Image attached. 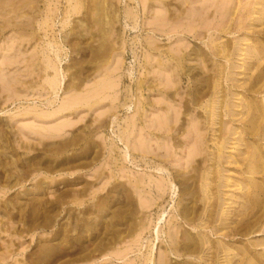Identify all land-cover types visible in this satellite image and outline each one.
<instances>
[{"label":"rangeland","instance_id":"rangeland-1","mask_svg":"<svg viewBox=\"0 0 264 264\" xmlns=\"http://www.w3.org/2000/svg\"><path fill=\"white\" fill-rule=\"evenodd\" d=\"M141 1L0 0V264H264V0Z\"/></svg>","mask_w":264,"mask_h":264},{"label":"bare ground","instance_id":"bare-ground-1","mask_svg":"<svg viewBox=\"0 0 264 264\" xmlns=\"http://www.w3.org/2000/svg\"><path fill=\"white\" fill-rule=\"evenodd\" d=\"M140 1H141V0H140ZM143 1H144V0H143ZM145 1H146V0H145ZM145 1H144V2L141 1V2L143 3V5H144L145 7H147V5L145 4V3H146ZM149 1H151V0H149ZM162 1H163V0H162ZM162 1H161V2H162ZM169 1H170V0H168V2H169ZM212 1L215 2L216 4L219 2L218 0H215V1L212 0ZM212 1H210L209 3H211ZM216 1H217V2H216ZM159 2H160V1H159ZM164 2H165V1H164ZM181 2H182V1H181ZM204 2H206V0H205ZM213 2H212V3H213ZM5 3H6V2H5ZM182 3H186V2L183 1ZM206 3L209 4L208 2H206ZM206 3H202L203 6H205L204 4H206ZM224 3L226 4V1H225ZM227 3H228V2H227ZM165 4H166V3H165ZM199 4H200V2H199ZM202 4H201V5H202ZM213 4H214V3H213ZM213 4H212V5H213ZM216 4H215V5H216ZM222 4H223V3H222ZM83 5H84V4H83ZM143 5H142V6H143ZM150 5H151V4H150ZM166 5H167V4H166ZM169 5H170V4H169ZM194 5L196 6L197 4H194ZM194 5H192V6H194ZM201 5H200V6H201ZM210 5H211V4H210ZM215 5H214V6H215ZM217 5H218V4H217ZM223 5H224V4H223ZM75 6H76V5H75ZM79 6H80V5H79ZM79 6L77 5L76 8H74V11H75V12H79V10L81 11V8H78ZM198 6H199V5H198ZM203 6H202L201 9H204ZM225 6H226V5H225ZM161 7H162V6H161ZM178 7H179V6H178ZM180 7H181V6H180ZM180 7H179V9H180ZM147 8H148V7H147ZM150 8H151V7H150ZM150 8H149V9H150ZM152 8H153V6H152ZM169 8H170V6H169ZM210 8H211V7H210ZM226 8L230 9L228 6H226ZM72 9H73V8H72ZM72 9H71V11H72ZM144 9H145V8H144ZM164 9H167V10H168V8H164ZM164 9H163V10H164ZM170 9H171V8H170ZM170 9H169V11H170ZM191 9H192V8H191ZM194 9H195V8H194ZM208 9H209V8H208L207 5H206L204 10H207V11H208ZM160 10H161V9H160ZM160 10H159V11H160ZM163 10H162L161 14H162L163 12H166V11H167V10H164V11H163ZM171 11H172V10H171ZM171 11H170V12H171ZM201 11H202V10H201ZM225 11H226V10H225ZM229 11H230V10H229ZM229 11H228V12H229ZM157 12H158V11H157ZM170 12H169V13H170ZM175 12H176V11H175ZM175 12H174V13H175ZM179 12H180V11H179ZM167 13H168V11H167ZM167 13H165V14H163V15L166 17V14H167ZM169 13H168V15H167V17L169 16L168 19L170 18V15L172 14V12H171L170 14H169ZM180 13H181V12H180ZM192 13H193V12H192ZM205 13H207V12H205ZM208 13H209V12H208ZM157 14H158V15H161L160 12H158ZM158 15H155V16H158ZM163 15L159 16V18H160V17L162 18ZM173 15H174V14H173ZM173 15H172V17H173ZM177 15H178V14L175 13L174 16H177ZM165 17L162 18V19H164V20H163L164 22L162 21L163 23H165L166 20H167V17H166V18H165ZM172 17H171V18H172ZM155 19H156V18H155ZM165 19H166V20H165ZM170 20H171V19H170ZM193 20H194V19H193ZM157 21H159V20H157ZM154 22H155V21H154ZM167 23H168V21H167ZM197 24H198V23H196V24H194V25L197 26ZM160 25H161V23H160ZM162 25H163V24H162ZM194 25H193V27H196V26H194ZM163 26H164V25H163ZM165 26H166V23H165ZM167 26H168V25H167ZM172 27H173V26H172ZM170 28H171V26H170ZM190 30H191V29H190ZM100 32H101L102 34H105V29L102 27V28L100 29ZM152 35H153V34H152ZM150 37H151V36H150ZM22 38H23V37H22ZM152 39H153V38H152ZM152 42H153V41H152ZM152 42H151V44H152ZM210 43H211V42H210ZM153 44H154V42H153ZM223 44H224V43H222V48H224ZM154 45H156V44H154ZM219 45H220V43H219ZM226 45H227V43H226ZM150 46H151V45H150ZM217 46H218V45H216L215 47H217ZM154 47H155V46H154ZM154 47H153V48H154ZM220 47H221V45H220ZM220 47H219L218 50H220ZM227 47H229V46H227ZM158 48H160V47H158V46L156 47V49L159 51ZM178 48H179V47H178ZM213 48H214V47H213ZM225 48H226V47H225ZM154 49H155V48H154ZM227 49H228V48H227ZM182 51H183V50H182ZM182 51H181V52H182ZM229 51H230V49H229ZM159 52H160V51H159ZM184 52H185V51H184ZM226 52H227V51H226ZM161 53H162V52H161ZM170 53H171V52H169L168 54H170ZM195 53H199V52L196 51ZM217 53H220V51H217ZM221 53H222V50H221ZM224 53H225V52H224ZM183 54H184V53H183ZM187 54H188V53H187ZM225 54H226V53H225ZM225 54H222V55H225ZM171 55H173V54H171ZM184 55H185V54H184ZM220 55H221V54H220ZM174 57H175V56H174ZM178 57H180V56H178ZM182 57H183V55H182ZM182 57H181V58H182ZM183 58H184V57H183ZM176 59H178V58L176 57ZM177 61H178V60H177ZM179 61H180V60H179ZM179 61H178V62H179ZM52 66H53V65H52ZM56 71H57V69H56ZM56 73H57V72H56ZM60 74H61V73H60ZM56 75H57V74H56ZM168 76H169V75H168ZM54 78H56V76H55ZM167 79L169 80L168 77H167ZM51 80H52V81H51ZM54 80H55V83H56V84L53 83ZM56 80H57V78H56V79H50V82L53 83L52 86H54V87H55V85L58 84ZM58 80H59V79H58ZM141 80H142V79H141ZM141 80H140V81H141ZM50 82L48 81V84H49ZM169 82H170V80H169ZM139 83H140V82H139ZM167 83H168V82H167ZM199 84H200V83H199ZM107 85H108V84H107ZM171 85H172V84H171ZM50 86H51V84H50ZM109 86H110V85H109ZM108 88H109V87H108ZM169 88H170V87H169ZM217 88H219V87H217ZM202 90H203V89H202ZM215 90H217V89H215ZM176 93H177V92H176ZM167 94H168V93H167ZM173 95H174V94H173ZM86 98H87V96H86ZM89 98H91V97L89 96ZM82 99H84V98H82ZM87 99H88V98H87ZM71 100H72V103H73V101H74L75 99H71ZM69 101H70V100H69ZM69 101H68V103L71 102V101H70V102H69ZM88 101H89V100H88ZM74 102H77V101H74ZM66 103H67V102H66ZM72 103H71V105H75V104H76V103H73V104H72ZM213 103H214V102H213ZM79 104H80V103H79ZM208 104H209V103H208ZM214 104H215V103H214ZM218 104H219V103H218ZM67 105H69V107H68ZM76 105H77V104H76ZM64 106H65V105H64ZM67 107H68V109L71 108L70 104H66V107H65V108H67ZM215 107H216V106H215ZM169 109H170V107H169ZM141 111H142V109H141ZM169 112H170V111H169ZM217 112H218V111H217ZM253 113H255V112H253ZM256 114H257V113H256ZM167 115H169V114H167ZM139 116H140V115H139ZM214 116H215V115H214ZM218 116H219V115H218ZM168 117H169V116H168ZM166 118H167V117H166ZM170 118H171V117H170ZM172 118H173V117H172ZM174 118H175V119H174ZM174 118H173V120H176V116H174ZM212 119H213V118H212ZM212 119H211V120H212ZM218 119H219V118H218ZM163 120H164V119H163ZM165 120H168V118L165 119ZM173 120H172V121H173ZM216 120H217V119H216ZM158 121H159V120H158ZM178 121H179V119H178ZM178 121H177L176 123H178ZM211 122H212V121H211ZM160 123H161V122H160ZM160 123H159V124H160ZM165 123H166V125H168V126H170V125H172V124H175V125H176V123L169 124V122L167 123V121H166ZM170 123H171V122H170ZM162 125H164V123H163ZM191 125H192V124H191ZM194 125H196V123H195ZM210 125H211V124H210ZM196 126H197V125H196ZM196 126H194V127H196ZM173 127H174V125H173ZM158 128H159V127H158ZM158 128H156V129H158ZM160 128H161V127H160ZM160 128H159V130H160ZM175 128H176V127H175ZM167 129H168V131H169V129H171V128L168 127ZM58 130H59V129H58ZM53 131H54V130H53ZM53 131H52V132H53ZM170 131H171V130H170ZM56 132H57V131H56ZM53 133H54V132H53ZM151 133H152V132H151ZM51 134H52V133H51ZM55 134H57V133H55ZM53 135H54V134H53ZM172 136L174 137V135H172ZM193 144H194V143H193ZM127 146H128V145H127ZM193 146H194V145H193ZM128 147H129V146H128ZM128 147H126V148H128ZM141 147H142V146H140V148H141ZM144 147H145V145H144ZM147 147H148V146H147ZM147 147H145V150H147V149H146ZM149 147H150V146H149ZM150 149H151V148H150ZM158 149H159V148H158ZM165 149H166V148H165ZM140 150H141V149H140ZM152 151H153V150H152ZM194 151H195V149H194ZM127 152H128V151H127ZM141 152H142V151H141ZM145 152H146V151H145ZM190 152H191V150H190ZM153 153H154V152H153ZM193 153H194V152H193ZM196 153H197V152H196ZM155 155H156V154H155ZM191 155H192V153H191ZM191 155L189 156V157H191V158H192L193 156H195V154H193L192 156H191ZM196 155H198V154H196ZM143 156H144V155H143ZM143 156H142V157H143ZM125 157H126V153H125ZM127 157H128V155H127ZM144 157H145V156H144ZM167 158H168V157H167ZM127 159H128V158H127ZM193 159H194V157H193ZM193 159H191V160H193ZM186 161H187V160H186ZM188 162H191V161H188ZM192 162H193V161H192ZM192 162H191V163H192ZM186 164H187V162H186ZM161 166H163V165H161ZM164 167H165V166H164ZM161 169H162V168H161ZM193 170H194V168H193ZM256 170H257V169H256ZM193 172H194V171H193ZM255 172H256V171H255ZM253 173H254V172H253ZM206 174H207V172H206ZM206 179H207V178H206ZM206 179H205V180H206ZM208 179H209V178H208ZM205 180H204V181H205ZM141 181H142V180H141ZM141 181H140V183L143 184V182H141ZM158 181H159V180H158ZM163 181H164V180H163ZM206 181L208 182V180H206ZM137 182H138V181H136V183H137ZM156 182H157V181H156ZM202 183H203V185H204V182H203V181H202ZM205 183H206V182H205ZM138 184H139V182H138ZM141 184H140V186H142ZM155 184H156V183H155ZM163 184H164V183H163ZM163 184H162V185H163ZM143 185H144V184H143ZM158 185H159V184H157V187H158ZM162 185H161V183H160L159 186H161V188H163L164 185H163V186H162ZM200 185H201V184H200ZM207 185H208V184H207ZM137 186H138V185H137ZM204 186H206V185H204ZM165 187H167V185H166ZM207 187H208V186H207ZM159 188H160V187H159ZM159 188H158V189H159ZM202 190H203V188H202ZM204 190H205V191H204ZM204 190H203L204 192L207 191V190L205 189V187H204ZM160 191H161V190H160ZM163 191H165V188H163ZM207 193H208V192H207ZM202 194H203V193H202ZM202 194H201V195H202ZM204 194H205V193H204ZM209 195H210V194H209ZM163 196H164V195H163ZM205 196H207V195H205ZM205 196H204V197H205ZM198 197H199V196H198ZM158 198H159V197H158ZM210 198H211V196H210ZM151 200H152V199H151ZM205 201H206V200H205ZM207 201H208V200H207ZM209 201H210V200H209ZM152 202H153V201H152ZM255 202H256V201H255ZM206 205H207V204H206ZM205 207H206V206H205ZM207 208H208V207H207ZM203 211H204V210H203ZM212 213H213V212H212ZM198 214H199V213H198ZM187 215H188V214H187ZM204 215H205V214H204ZM190 216H191V215H190ZM183 218H184V217H183ZM186 218H187V217H186ZM188 220H190V219H188ZM206 220H207V219H206ZM203 222H204V221H203ZM203 222H202V223H203ZM197 223H198V222H197ZM205 223H206V221H205ZM193 224H194V223H193ZM180 227H181V226H180ZM193 228H194V227H193ZM180 229H181V228H180ZM170 230H172V228L169 229V231H168V233H170V235H169V239H170V236H171V234H172ZM195 230H196V229H195ZM158 232H159V231H158ZM173 232H174V230H173ZM185 233H187V232H185ZM198 233H199V232H198ZM176 234H177V233H176ZM201 234H202V233H201ZM175 236H176V235H175ZM197 236H199V235H197ZM204 236H205V235H204ZM185 237H187V236H185ZM202 237H203V235H202ZM202 237H201V238H202ZM173 238H175V237H173ZM191 238H192V237L190 236L189 241L192 240ZM198 238H199V237H198ZM198 238H197V239H198ZM203 238H205V237H203ZM175 239H176V238H175ZM175 239H174V241H175ZM172 240H173V239H172ZM185 240H186V239H185ZM195 240H196V238H195ZM174 241H172V242H174ZM187 241H188V239H187ZM189 241H188V242H189ZM192 241H193V240H192ZM170 242H171V241H170ZM205 242H207V244L210 245L209 241H207V240L205 241L204 239H202V240L200 239V240H198V241H196V242H194V241L191 242V241H190V243H188V244L186 245V248H185V246H184L185 249L183 248V250L186 251V252H190V253H192L191 255L193 256V255H195V253H197V252H199L201 249H203V247H206V246H204V245H206ZM178 243H179V242H178ZM180 243H181V242H180ZM180 243H179V244H180ZM173 244H174V243H173ZM170 245H172V243H171ZM177 245H178V244H177ZM181 245L183 246V244H181ZM213 245H214V243H213ZM222 245H223V244H222ZM173 246H174V245H173ZM225 246H226V245H225ZM178 247H179V245H178ZM212 247H213V246H212ZM223 247H224V246H223ZM170 248H171V247H170ZM173 248H174V247H173ZM175 248H176V249H175V251H176L178 248H177V247H175ZM180 248H181V247H180ZM209 248H210V247H209ZM220 248H221V247H220ZM220 248H219V249H220ZM171 249H172V248H171ZM171 249H170V251L172 252ZM181 249H182V248H181ZM207 249H208V247H207ZM207 249H205V251H206ZM210 249H211V248H210ZM223 249H224V248H223ZM225 249H226V248H225ZM170 251H169V252H170ZM209 251H210V250H209ZM225 251H227V250H225ZM171 252H170V253H171ZM176 252H178V251H176ZM181 252H182V251H181ZM181 252H178V254L181 253ZM186 252H185V254H187ZM201 252H203V251L201 250ZM206 253H207V252H206ZM216 253L218 254V251H217ZM225 253H226V252H225ZM167 254H168V253H167ZM172 254H177V253H175V252L173 253V252H172ZM178 254H177V255H178ZM201 254H202V253H200V255H201ZM207 254H208V253H207ZM180 255H181V254H180ZM188 255H189V254H188ZM204 255H205V254H204ZM201 256H202V255H201ZM207 256H208V255H207ZM163 257H164V256H163ZM163 257H162V262H164V258H166V257H164V258H163ZM195 257H196V256H195ZM202 257H203V256H202ZM228 257H229V256H228ZM197 258H198V256H197ZM203 258L205 259L206 257H203ZM195 259H196V258H195ZM199 259H201V260H199V261H203V262H204V260H203L202 258L199 257ZM210 259H211V257H210ZM205 260H206V259H205ZM207 260H208V257H207ZM229 260H230V259H229ZM150 261H151V260H150ZM210 261H211V260H210ZM212 261H213V260H212ZM164 263H166V262H164ZM164 263H162V264H164ZM206 263H208V261H206ZM167 264H168V262H167Z\"/></svg>","mask_w":264,"mask_h":264}]
</instances>
